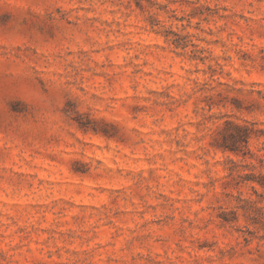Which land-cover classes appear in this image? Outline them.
Listing matches in <instances>:
<instances>
[{
	"label": "rangeland",
	"instance_id": "374dc122",
	"mask_svg": "<svg viewBox=\"0 0 264 264\" xmlns=\"http://www.w3.org/2000/svg\"><path fill=\"white\" fill-rule=\"evenodd\" d=\"M114 2L96 0L101 8ZM234 3L241 12L203 6L193 8L190 15L207 14L226 22L237 33L232 37L235 41L249 37L264 40V21L251 15L254 8L264 6V0ZM41 4L42 0L0 3V264H212L214 245L207 241L193 245L185 239L184 225L192 223L189 217L203 214L205 195L212 189L214 195L229 199L239 196L241 183L261 188L251 173L244 181L234 178L236 165L223 157L225 152L233 157L235 153L215 147L218 141L214 139L200 138V121L195 117L199 105L212 102L209 93L213 87L201 84L184 99L159 106L161 124L171 127L158 132L140 126L120 135L100 134L73 124L72 135H68L50 123L58 121L59 114H49V123L39 117L33 120L31 115L19 117L17 112L26 110V105L14 97L22 94L17 85L22 86L23 76L16 80L7 77L17 76L25 65L41 70L48 61L47 71H62L65 58L83 59L89 54L111 58L110 64L99 61L92 79H85L84 84L119 89L117 75L111 74L113 65L118 72L123 58L134 56L128 67L143 64V71L150 76L147 68L155 59L152 53L162 47L158 42L167 35L138 31L134 17L125 25L122 19H113L118 16L114 10L96 16L92 15L95 9L83 6L80 11L88 16L79 25L65 20L66 26L71 25L65 35L66 27L58 29L55 22L41 15ZM134 7L143 11L145 6L137 0ZM171 7H191V0H169L156 10L164 14ZM172 18L185 20L182 16ZM148 23H155V17H149ZM133 33L131 39H115ZM137 37L144 41L139 52L135 51ZM75 41L84 47L75 49ZM68 44L72 47L65 48L63 56L50 55L54 48ZM93 44L98 46L86 52ZM212 46L224 47V42L214 39ZM170 55L175 59L163 73L169 80L186 75L184 65L189 62L204 63L203 57L185 58L179 52ZM237 59H248V55L243 53ZM140 71L134 68L133 74L138 76ZM188 71L192 77L204 74L199 68ZM210 71L223 80L224 70L219 65ZM123 83L129 92L133 90L127 80ZM171 87L177 89L178 85ZM143 111L137 106L129 115ZM66 140H75L89 163L71 159ZM243 195L249 193L245 190ZM251 197L254 203L239 199L238 210L255 222L256 215H264V195L253 189ZM248 243L246 238L243 250H231L230 264L241 260L245 252L251 254ZM255 243L253 237V246Z\"/></svg>",
	"mask_w": 264,
	"mask_h": 264
},
{
	"label": "clouds",
	"instance_id": "9594fccd",
	"mask_svg": "<svg viewBox=\"0 0 264 264\" xmlns=\"http://www.w3.org/2000/svg\"><path fill=\"white\" fill-rule=\"evenodd\" d=\"M5 2L6 0H0V3ZM136 2L137 0H115L113 4L101 8L96 0H42L41 15L55 22L58 29L66 27L65 35L71 31V25H79L88 16L87 12L80 11L81 6L95 9L92 15L96 16H103L107 11L114 10L118 16L114 15L113 19H122L125 25L129 17H134L138 31H155L167 35L158 42L162 47L152 53L155 59L149 62L147 68L150 76L143 71V64L128 67L130 61L135 59L134 56L126 55L118 72L113 65L111 74L117 75L119 89L105 84H84L85 79H92L99 61L110 64L111 58L104 60V57H93L90 54L83 59L65 58L62 71H47L48 61L41 66V70H37L35 65H25L17 76L7 77L9 80H16L23 76L22 86L19 83L17 85V90L22 94L14 99L22 101L26 110L17 112V116L27 119L31 115L33 120L39 117L41 121L49 123V114H59L60 119L50 123L59 132L68 135H72L70 126L73 124L100 134L120 135L140 126L158 132L162 127H171L161 124L163 113L159 106L182 100L199 85L208 84L213 87L209 93L213 100L210 104L199 105L195 117L200 121V138L214 139L221 143L226 140L232 146L236 156L225 152L223 158L235 163L237 170L233 176L237 181H244L249 173L258 179H264V40L257 42L249 37L247 41H235L232 37L237 33L226 22L207 17V14L195 18L190 15L193 8L203 6L221 11L227 8L229 13H239L242 9L237 7L234 0H191V7H171L168 12L161 14L156 7L169 4V0H139L145 6L143 11L134 7ZM173 15L182 16L185 20L175 21ZM251 15L255 20L264 21V6L254 8ZM149 17H155V23L149 24ZM65 20L71 22V25L66 26ZM235 22L239 23L238 20ZM209 30L212 32L211 36ZM132 35L135 34L115 39H131ZM214 39L222 40L224 47H213ZM137 40L135 51L139 52L144 41L139 37ZM112 42L114 41H109ZM97 46L93 44L85 51L90 53L91 48ZM71 47V44L63 48L58 46L50 55L63 56L65 48ZM83 47V44L75 41V49ZM173 52H179L185 58L203 57L204 63L201 64L198 60L195 63L189 62L184 65L186 75L179 80H169L163 73L175 59L170 55ZM243 53H247L248 59L238 60ZM218 65L224 70L223 80L219 75L213 76L210 71ZM134 68L141 69L138 76L133 74ZM192 68H199L204 74L192 77L188 71ZM124 80L132 87L131 92L124 86ZM173 84H177L178 88L173 89ZM137 106L144 110L143 113H133L130 116L129 113ZM65 143L71 149V159L89 163V158L81 155L77 149L75 140H66ZM253 189L264 195V189L251 183H241L237 189L239 196L229 199L214 195L215 190L212 189L205 195L207 206L203 214L189 217L191 225H184L185 239L193 245L205 241L214 245L212 264H230L228 256L231 250L237 247L243 250L246 238L251 254L245 252L244 257L235 261V264H264V215H256L255 222H252L249 215L238 210L239 199L254 203L251 197ZM245 190L249 193L247 197L243 195ZM256 206L259 207L258 204ZM233 212L234 217L231 216ZM253 237L256 241L254 246Z\"/></svg>",
	"mask_w": 264,
	"mask_h": 264
},
{
	"label": "trees",
	"instance_id": "16d2710c",
	"mask_svg": "<svg viewBox=\"0 0 264 264\" xmlns=\"http://www.w3.org/2000/svg\"><path fill=\"white\" fill-rule=\"evenodd\" d=\"M214 146L215 147H217V148H220V149H222V150H229V151H231V152H233V153H235V151L233 150V148H232V146L231 145H229L227 142H216L215 144H214ZM236 154V153H235ZM231 162V161H230ZM232 164H235L234 162H231ZM248 180V179H247ZM254 182H256L261 188H263L264 189V179H258L257 177L256 178H253L252 179Z\"/></svg>",
	"mask_w": 264,
	"mask_h": 264
}]
</instances>
